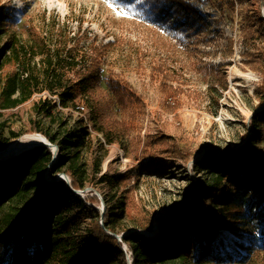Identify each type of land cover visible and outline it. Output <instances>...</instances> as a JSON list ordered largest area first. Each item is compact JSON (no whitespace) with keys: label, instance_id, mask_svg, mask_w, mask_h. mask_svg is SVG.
I'll return each mask as SVG.
<instances>
[{"label":"rangeland","instance_id":"374dc122","mask_svg":"<svg viewBox=\"0 0 264 264\" xmlns=\"http://www.w3.org/2000/svg\"><path fill=\"white\" fill-rule=\"evenodd\" d=\"M185 1L206 21L202 32L192 33L173 21L160 20L145 0H0L1 7L14 10L5 20L1 53L9 40L15 44L28 41L33 29L50 44L56 36L65 35L71 46L77 32L94 37L95 44L107 43L98 78L71 102L61 106L57 95L37 92L17 106L0 107V121L7 129L28 134L32 103L47 99L52 115L36 119L42 129L54 132L59 118L87 125L88 143L81 151L87 176L81 196L97 197L91 201L97 209L112 205L116 215L122 209L114 225L120 234L132 230L156 234L175 207L209 192L211 175L197 165L204 148H212L223 160L249 134L252 111L264 95V39L251 37L264 22V0H234L233 5L227 0ZM80 44V52L87 51V37ZM8 54L7 50L3 74L15 68ZM214 71L223 76L224 86L215 80ZM164 72L174 77L169 79ZM108 75L134 90L125 106H118L106 89ZM175 88L180 89L178 94L172 93ZM76 104L85 107L84 117ZM113 120L125 149L119 140L108 141L105 136ZM258 148H264V141ZM183 154H190L188 161H183ZM218 161L205 160L209 165ZM101 175L119 181L113 187L106 182L92 185L93 178ZM240 196L244 198L227 181L222 194L205 203L214 210V224L243 253L259 234L249 225L253 195L249 193V199L238 205L232 198ZM263 200L257 208H264ZM260 257L245 264H264L263 249Z\"/></svg>","mask_w":264,"mask_h":264},{"label":"trees","instance_id":"16d2710c","mask_svg":"<svg viewBox=\"0 0 264 264\" xmlns=\"http://www.w3.org/2000/svg\"><path fill=\"white\" fill-rule=\"evenodd\" d=\"M145 1L160 20L173 21L179 28L189 29L192 33L204 30L206 21L185 0ZM226 3L233 5L234 0ZM12 11L0 6V39L6 32L5 20ZM253 31L252 38L264 39V22ZM66 37L56 36L50 44V40L33 29L28 41L15 44L9 40L4 45L15 61V68L6 74L1 72L6 51L1 53L0 50L1 108L17 106L42 91L57 95L59 104L65 106L93 84L99 76L107 43L95 44L94 37L84 33L78 35L77 32L70 46V39ZM86 37L87 51L80 52L78 47ZM214 73H217L215 80L224 86L223 76L218 71ZM164 75L169 79L174 77L167 72ZM104 82L120 107L125 106L126 99L134 94L127 82L111 75ZM261 86L264 88V81ZM178 91L180 89L175 88L172 93L178 94ZM263 102L264 95L252 111L247 127L249 134L236 148L229 149L222 156L223 160L212 148H204L203 158L197 161V165L200 171L206 170L211 175L209 192H201L198 197L194 195L190 202L186 200L182 207H175L171 217L163 220L166 222L160 232L146 236L132 230L120 241L113 234H120L114 225L122 209L116 215L113 206L106 205L101 213L91 204L98 200L97 197H82L75 193L83 189L87 176L81 153L88 143L87 125L80 121L68 124L59 118L51 133L42 129L36 120L39 116L52 115L50 100L33 102V118L26 133H39L56 144L58 158L51 162V149L35 145L0 159V264H127L124 245L130 252L131 264L178 261L179 264H245L249 259L260 260V251L264 250V208H257V204L264 198V148L259 149L258 144L264 141ZM20 135L0 121V148ZM105 136L108 141L120 139L121 131L114 120L109 123ZM119 141L125 149L123 142ZM189 158L190 154L182 155L184 162ZM210 158L219 160L220 164L209 165L205 160ZM97 170L98 166L93 172ZM60 172L69 177L70 186L62 179L52 180ZM118 181L116 177L101 175L93 178L92 185L106 182L113 187ZM227 181L244 197L232 198L238 201V205L249 199V193L253 195L249 205V225L259 237L252 239L243 253H239L223 230L214 224L217 217L213 208L205 203L210 198L219 197ZM199 203L201 208H197ZM84 223L86 225L81 228ZM238 243L242 246L241 242Z\"/></svg>","mask_w":264,"mask_h":264},{"label":"water","instance_id":"95a60500","mask_svg":"<svg viewBox=\"0 0 264 264\" xmlns=\"http://www.w3.org/2000/svg\"><path fill=\"white\" fill-rule=\"evenodd\" d=\"M46 141L48 142V144H46L44 142H38V143H35V144L31 145V146H23V147L16 146L15 145L16 140L14 142H11L10 141L6 145H4L2 148H0V159H5L7 157H10L11 155L18 154L21 151H24L26 149H29V148H31L32 146H35V145H43V146L49 147L51 149V152H52L53 156L58 155V153H59L58 147L55 145L56 148L55 147L53 148L51 146L52 143H50L48 140H46ZM52 160H53V157H52ZM52 160H51V162H53ZM45 175H47V174H45ZM64 175L67 176L66 174H64ZM65 176H63V175H61V174L58 173L57 175L54 176V178L52 180L62 179L65 182H67V184L70 186V179H69L68 176H67L68 178H66ZM75 193L81 195L83 193V191L79 190V191H75ZM98 209L100 210L101 213H103L104 207L103 208H98ZM126 233H123V234H120V235L119 234L118 235L117 234H113V236H115L120 241L121 240V237L123 235H125ZM123 248L124 249H127L125 245L123 246Z\"/></svg>","mask_w":264,"mask_h":264},{"label":"bare ground","instance_id":"6f19581e","mask_svg":"<svg viewBox=\"0 0 264 264\" xmlns=\"http://www.w3.org/2000/svg\"><path fill=\"white\" fill-rule=\"evenodd\" d=\"M16 140L15 145L18 147H23V146H31L35 143L38 142H44L46 144H48V142L46 141V139L38 134V133H33V134H24V135H20L19 137L13 139L11 142H14ZM51 146L54 148H56L55 145L51 144ZM63 176H65L63 173H59ZM66 178H68L67 176H65ZM98 207V205H97ZM100 208H102L101 206H99Z\"/></svg>","mask_w":264,"mask_h":264},{"label":"built area","instance_id":"2783aa9c","mask_svg":"<svg viewBox=\"0 0 264 264\" xmlns=\"http://www.w3.org/2000/svg\"><path fill=\"white\" fill-rule=\"evenodd\" d=\"M76 110H77L78 113H80L81 116L84 117L86 109H85V107L83 105L76 104ZM57 157H58V155L53 156V160L52 161L55 162L57 160ZM125 253H126L125 255H127V250H125ZM131 263H132V259H131V256L129 254V255H127V264H131Z\"/></svg>","mask_w":264,"mask_h":264}]
</instances>
